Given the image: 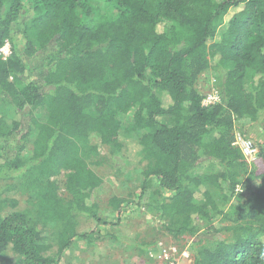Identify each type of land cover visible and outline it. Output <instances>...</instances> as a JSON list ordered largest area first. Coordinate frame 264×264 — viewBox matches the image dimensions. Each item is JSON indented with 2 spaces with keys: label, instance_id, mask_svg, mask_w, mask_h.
I'll use <instances>...</instances> for the list:
<instances>
[{
  "label": "trees",
  "instance_id": "1",
  "mask_svg": "<svg viewBox=\"0 0 264 264\" xmlns=\"http://www.w3.org/2000/svg\"><path fill=\"white\" fill-rule=\"evenodd\" d=\"M211 67L220 102L206 108L195 85ZM0 99L16 111L0 113V256L60 264L75 241L93 242L81 219L115 225L100 217L104 181L88 159L98 136L149 160L134 199L109 202L117 224L141 205L167 237L191 241L192 264H264V0H0ZM237 133L258 146L250 164ZM22 182L28 207L13 198ZM151 244L136 247L153 263Z\"/></svg>",
  "mask_w": 264,
  "mask_h": 264
},
{
  "label": "rangeland",
  "instance_id": "2",
  "mask_svg": "<svg viewBox=\"0 0 264 264\" xmlns=\"http://www.w3.org/2000/svg\"><path fill=\"white\" fill-rule=\"evenodd\" d=\"M217 2H223L225 0H215ZM103 15L107 14L106 8H102ZM3 56H8L4 55ZM8 58V57H7ZM213 64V63H212ZM217 73L213 67L207 69L198 78L195 89L201 96H205L208 93L216 89ZM7 112L12 117L16 114V111L9 108L0 99V113ZM28 114V112H26ZM41 121L47 119V113L43 109H39L33 113ZM160 122L173 125V118L166 116L160 117ZM240 122L241 125L246 123ZM248 126V125H246ZM25 130L28 131L29 118L24 119ZM248 127L246 128V130ZM91 147L97 146L94 151L91 147L87 149L90 151L88 159L97 162L95 168L97 169L100 177L104 181V185L97 192V196L101 203L100 217L105 220L114 222L113 227L99 226L95 221L81 219L79 232L89 235L92 233V243H88V239H82L75 241L72 246L65 252L64 258L60 264H192V256L190 252L191 241L181 240L175 241L162 231V221L159 220L157 212L149 210L141 205H130L128 213L117 224V220L113 217L116 213L109 207V202L114 197L124 200H132L135 197L136 192L141 188L142 183V171L146 169L149 164V160H143L136 153L135 143L129 142L130 155L126 153L123 146H117L111 144H98L99 137L94 136L91 141ZM27 152L30 153V147L28 145ZM234 167V166H233ZM235 169L239 171L243 177L247 178L250 167L236 165ZM217 172H224V168L215 167ZM54 180V179H52ZM55 180L58 181L60 187V194L65 195L64 184L66 181V174L62 173ZM23 186L19 187V192L15 189L13 198L19 200L20 207H28L27 196L30 194L31 187L29 183L22 182ZM26 186L27 188H25ZM213 198L219 205H224L225 201L222 199V195L219 190L210 187ZM166 197H171L172 193L165 192ZM196 197L199 201L205 203L207 198L204 193L197 192ZM11 212L9 208L4 215ZM117 217V216H116ZM212 226V225H210ZM214 227H222L223 222L217 221L213 224ZM203 233L205 227H203ZM100 233L101 237L96 238V235ZM112 235H118L122 241H117L112 238ZM152 243L151 247L157 250L155 261L152 255L146 256L144 250H141L143 246L141 243ZM154 246V247H153ZM18 257L11 252L4 256H0V264H17Z\"/></svg>",
  "mask_w": 264,
  "mask_h": 264
},
{
  "label": "built area",
  "instance_id": "3",
  "mask_svg": "<svg viewBox=\"0 0 264 264\" xmlns=\"http://www.w3.org/2000/svg\"><path fill=\"white\" fill-rule=\"evenodd\" d=\"M2 54L10 55V45L7 43L1 50ZM8 56H5L6 59ZM220 102L219 91L214 89L212 92L208 93L202 102V105L206 108L212 107L213 105ZM235 145L241 150V153L245 160L250 164L259 157V149L256 143L249 137L241 133L236 134Z\"/></svg>",
  "mask_w": 264,
  "mask_h": 264
}]
</instances>
